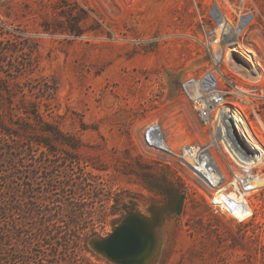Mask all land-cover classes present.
<instances>
[{
    "label": "rangeland",
    "instance_id": "obj_1",
    "mask_svg": "<svg viewBox=\"0 0 264 264\" xmlns=\"http://www.w3.org/2000/svg\"><path fill=\"white\" fill-rule=\"evenodd\" d=\"M215 5L234 22V10H253L237 42L220 40ZM217 39L227 54L221 67L245 88L239 92L254 87L251 106L233 102L229 132L264 148V0H0V75L17 74L14 82L26 87V94L0 100L3 120L22 104L30 111L27 138L48 143L33 141L43 146L37 155L46 170L55 159L75 166L77 227L92 239L109 236L130 213L158 220L143 264H264V187L250 198L253 214L241 220L215 201L218 187L144 140L149 124H159L176 148L209 139L182 85L211 66ZM53 85L46 96L43 89ZM65 150L76 156L69 164ZM24 165L17 163L25 174ZM82 178L92 179L91 190ZM11 242L15 249V235ZM83 245L77 251L91 264H121Z\"/></svg>",
    "mask_w": 264,
    "mask_h": 264
},
{
    "label": "trees",
    "instance_id": "obj_2",
    "mask_svg": "<svg viewBox=\"0 0 264 264\" xmlns=\"http://www.w3.org/2000/svg\"><path fill=\"white\" fill-rule=\"evenodd\" d=\"M16 75H0V100L13 98L17 93L26 94V87L14 82ZM43 90L46 96L52 97L55 87L48 86ZM29 113L22 104L18 109L11 107L9 120H3L0 113V264H11L13 257L18 264H57L65 254L69 264H91L77 251L81 241L86 248L92 239L77 227L81 223L80 215L76 213L82 205L78 197L80 186L56 183L53 186L60 188V196H43L45 162L36 159L34 164L29 156L30 147H43L33 145L34 140L40 144L48 143L43 136L30 134L27 138ZM25 139L27 143H24ZM17 163L25 164V174ZM55 165L56 159L51 166L54 168ZM14 173H20L16 188ZM83 182L84 188L88 184L92 189L93 182ZM14 210L16 218L11 220ZM13 235L18 241L15 249L11 245Z\"/></svg>",
    "mask_w": 264,
    "mask_h": 264
},
{
    "label": "built area",
    "instance_id": "obj_3",
    "mask_svg": "<svg viewBox=\"0 0 264 264\" xmlns=\"http://www.w3.org/2000/svg\"><path fill=\"white\" fill-rule=\"evenodd\" d=\"M215 10L218 16L215 17V20H218L221 23L222 31L224 33L222 38H220L221 41L226 38L227 35H230L232 39H235L239 37L238 35L245 34L255 16L251 8H240L233 11L236 14V20L234 22L231 15L219 10L216 5ZM221 17L226 18L227 23H229L232 29L229 30L227 25H224V23L219 20ZM219 43V39H217L212 45L211 66L199 75L189 76L183 81L182 85L184 95L188 99L191 108L196 113L200 122L210 130V132H208L209 139L205 141L197 140L184 142L176 148L168 142L164 130L159 124H149L144 131V140L149 147L176 156L182 163L188 165L194 173L200 176L202 180L208 184L213 183L211 180L215 179L218 183L215 187L229 182H235L241 186H248V199L250 201V198H254L255 195L258 194V190L264 187V185L256 186L258 175H249L246 172L236 174L233 160L242 164L243 170H248L246 166L254 164L255 160L263 154V150L254 139L252 140L247 136L236 137L229 132L225 135L226 140L230 143V146L234 149L235 153V156L229 153L231 155V157H229L223 151L221 144H223L224 147L225 144L219 142L222 138L215 134V130L220 122L224 125L230 123L228 117H230L229 110H232V108L234 109L233 102L237 103L240 107L247 108L251 106L252 101L250 90L254 87L247 85V93L241 94L239 92L240 89L245 88H242L237 81L228 74L223 67H221L223 54ZM215 150L217 151V156H219L224 162L226 170L229 171L228 177L218 165L216 156L213 153ZM263 167L264 162L261 165L254 167V170L258 172ZM208 171H211L212 174L214 171L217 173L208 178V175H206V172ZM202 173H204V177L200 175ZM260 174L263 173L260 172ZM215 201L220 205L225 206L232 213L234 212L232 210V205L227 203L224 205L216 200V196Z\"/></svg>",
    "mask_w": 264,
    "mask_h": 264
},
{
    "label": "water",
    "instance_id": "obj_4",
    "mask_svg": "<svg viewBox=\"0 0 264 264\" xmlns=\"http://www.w3.org/2000/svg\"><path fill=\"white\" fill-rule=\"evenodd\" d=\"M180 208L179 206L178 209ZM157 222L158 220L152 222L137 213H130L109 236L91 239L90 244L117 263L143 264L155 248Z\"/></svg>",
    "mask_w": 264,
    "mask_h": 264
},
{
    "label": "bare ground",
    "instance_id": "obj_5",
    "mask_svg": "<svg viewBox=\"0 0 264 264\" xmlns=\"http://www.w3.org/2000/svg\"><path fill=\"white\" fill-rule=\"evenodd\" d=\"M224 25H227V27L229 29H232L231 26L229 25V23H227V21H224ZM230 40L232 42H237L238 38L232 39L230 37ZM223 58H224L225 61H227V54L226 53H224ZM259 76H260V74H259ZM238 115L239 114H236L237 122L238 123L240 122L242 127H245L246 124H245L244 118L242 116H238ZM228 125H230V124H228ZM228 125H223L220 122L217 125V128L215 130V134L217 136H219L220 138H222V140H220L219 142H221V143L223 142L225 144V147L223 146V144H221V147H222L223 151L225 153H228L229 157H231V155L235 156V153H234V149H232V147L230 146V143L226 140V136L225 135L228 134L229 130H230ZM260 148L263 149V154L260 157H258L257 160H255L254 164L246 166L248 170H243L242 164H239V162H236L235 160H233V165H234V167L236 169L235 170L236 174H241L242 172H246L249 175H258L257 179H256V182H257L256 186L264 185V173L260 174V171L256 172L254 170V167H256V166H258V165H260V164H262L264 162V148L261 145H260ZM213 153L215 154L216 159H217L218 156L216 154V150L213 151ZM217 162H218V165L220 166V168L222 169V171L228 177L229 176V172H227L226 170H224L222 168V163L220 162V160L217 159ZM206 173L205 174L208 175V178H209V177H211L213 174H215L217 172L214 171V173L212 174L211 171H208ZM200 175L204 177V173H202ZM211 179H213V178H211ZM212 181H213V183H211L212 186L215 187V186L218 185V183L215 181V179L211 180V182ZM218 187H220V188H217L218 190L215 189L216 190L215 191L216 200H218L219 202L223 203L224 205L226 203L229 204V205H232V210L234 211L233 213L235 214V216L243 219V218L249 217L250 215L253 214V209H252L250 201L248 199V195H249V191H248L249 187L248 186H243V185L241 186V185H239V184H237L235 182H229V183H224V184H222V185H220ZM136 240L139 241L138 239H136Z\"/></svg>",
    "mask_w": 264,
    "mask_h": 264
},
{
    "label": "flooded vegetation",
    "instance_id": "obj_6",
    "mask_svg": "<svg viewBox=\"0 0 264 264\" xmlns=\"http://www.w3.org/2000/svg\"><path fill=\"white\" fill-rule=\"evenodd\" d=\"M51 149L53 150L54 148H51ZM41 150H42V147L41 148L30 147V156L29 157H30L32 163L35 164V160L36 159H42V156L37 155V153L39 151H41ZM64 152L67 155L66 156L67 157L66 158L67 163H68V159H69V161H74L76 159V156L74 154H71L72 151L65 150ZM63 161H65V160L56 159L55 167L53 168L51 166V164H52L51 163L49 171H48V169L46 170V165H45V167H44V175H43V178H42V181H43V184H44L43 196H45V197H46V195H50V196L53 195L54 197L60 196V193H59L60 192L59 191L60 188H54V186H53L56 183H58V184L59 183L60 184L76 183L77 186H79V182L77 181L78 180L77 179V177H78L77 175L79 173L76 172L75 166L74 165H72V166L66 165ZM82 179L84 180V178H82ZM84 181H86L85 182V184H86L87 181L91 182L92 179L88 178L87 180H84ZM45 187H46V189H45ZM78 197H79V194H78Z\"/></svg>",
    "mask_w": 264,
    "mask_h": 264
}]
</instances>
